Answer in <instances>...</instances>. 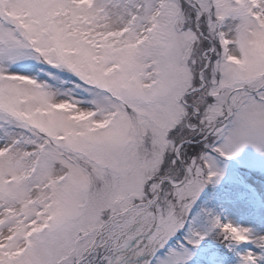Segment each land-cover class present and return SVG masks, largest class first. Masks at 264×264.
I'll return each mask as SVG.
<instances>
[{
	"label": "snow or ice",
	"instance_id": "snow-or-ice-1",
	"mask_svg": "<svg viewBox=\"0 0 264 264\" xmlns=\"http://www.w3.org/2000/svg\"><path fill=\"white\" fill-rule=\"evenodd\" d=\"M0 264H264V0H0Z\"/></svg>",
	"mask_w": 264,
	"mask_h": 264
}]
</instances>
